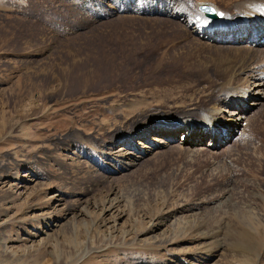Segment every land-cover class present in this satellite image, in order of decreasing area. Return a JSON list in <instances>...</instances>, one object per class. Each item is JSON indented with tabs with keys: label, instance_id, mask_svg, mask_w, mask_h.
Instances as JSON below:
<instances>
[{
	"label": "rangeland",
	"instance_id": "374dc122",
	"mask_svg": "<svg viewBox=\"0 0 264 264\" xmlns=\"http://www.w3.org/2000/svg\"><path fill=\"white\" fill-rule=\"evenodd\" d=\"M203 1L242 0H0V264H264V100L241 93L264 45L231 77ZM229 100L262 105L217 147L117 162Z\"/></svg>",
	"mask_w": 264,
	"mask_h": 264
},
{
	"label": "bare ground",
	"instance_id": "6f19581e",
	"mask_svg": "<svg viewBox=\"0 0 264 264\" xmlns=\"http://www.w3.org/2000/svg\"><path fill=\"white\" fill-rule=\"evenodd\" d=\"M234 6H235V10L233 13L231 12L226 13L224 16H222L220 20L217 19L215 21L208 20L209 18L208 19L203 18L201 22L199 23V25H197L195 28L196 33L203 40L204 43L211 42L214 44L220 43L222 45H224L225 43L226 44L232 43V45L230 44L231 47H237L236 50L238 52H235L232 49H229L230 51H228L227 53L224 50H221L222 48H220L222 54L228 55L227 57H225L226 59H229L231 57L233 58L236 57V59L233 60L234 62L230 64L229 67L227 68L228 69L227 73L231 77H233V75H235L237 72L239 71L242 72L247 69V63H249L248 60L250 59V55L248 54H250V51H252L257 44L264 45V0H247V1L242 0L236 3ZM211 43H208V44L212 45ZM243 43L249 44L245 47V49L248 52L245 55L242 54ZM234 44L236 45L234 46ZM237 44H241V45H237ZM233 53H236V54H233ZM237 53H239L240 56H236ZM260 72H261V69L258 66L254 69H251V70L249 69V71L247 72L248 87L251 86L253 88H249L241 92L242 94L245 95L244 97L245 99L247 97H258L257 98L258 100H264V76H262ZM229 86H232V85H229ZM232 90L234 89H231V92ZM223 91H226V90L223 89ZM245 102L246 101L241 102L242 107H244L245 110H242V108L239 106L238 107L236 106V109L231 110L230 107L234 106L236 104V101L229 100L228 102L229 106L227 108L221 110V107H215L213 112L205 113L204 119L209 124L208 126L209 128L199 129L197 133L198 135L196 137L187 136L190 132L188 130L187 133L186 132L182 133L183 134L182 138H179L176 135L177 134L176 131H178L179 129H181V127H183L181 126L182 124H179L180 126L178 127L162 129L160 130V135L154 136L151 139L152 141L150 142L148 141L149 145H145L140 148L141 155L139 154V156H135L136 158L134 159L135 160L134 162H132L131 160L133 157L130 155L131 152H127L126 150H124L126 151L125 153H122L120 155L121 157L119 156L120 159H117V162H120L122 166L132 167L134 165H137L138 160L141 159L144 155L148 154L151 149H153L154 147L157 148L162 145H165V140H167L170 143L179 141L181 143H185L186 145L191 146L198 142L200 143L204 141L205 136L208 135L209 133L212 134V136L210 138L209 143H207L208 147L209 148L217 147V145H220L224 141L223 138L225 137V135L227 136L228 134L232 133L231 129L233 128L237 129L240 126H245V119L247 117L246 114L249 112L250 107L262 105V101H256L252 104L245 103ZM247 106H250V107L247 108ZM223 113H226V115H222ZM227 119L231 122L228 123V121H225ZM220 121H222L221 125H219ZM213 124H217L218 128H215ZM184 127L186 128V126ZM130 147L133 148L134 146H131L130 144ZM125 158L126 159L128 158L129 161L128 160L125 161ZM115 206L116 205H113L112 203L108 207V209L106 207V210H110L114 208ZM204 224L205 223L200 225V228ZM246 226L242 225L241 227L242 230L245 231L244 227ZM155 227L157 226L154 225L144 230H149L148 232H152L154 231ZM200 232H201L200 234L204 235V238L209 239V240L214 239L216 236H218L214 232L213 233H207L204 231H200ZM246 233L247 231L245 232V234ZM252 233L250 232V234ZM216 241H218V239H216ZM210 250L208 249V251Z\"/></svg>",
	"mask_w": 264,
	"mask_h": 264
},
{
	"label": "water",
	"instance_id": "95a60500",
	"mask_svg": "<svg viewBox=\"0 0 264 264\" xmlns=\"http://www.w3.org/2000/svg\"><path fill=\"white\" fill-rule=\"evenodd\" d=\"M198 7L203 15L211 20H217L221 16L216 6L210 2H200Z\"/></svg>",
	"mask_w": 264,
	"mask_h": 264
},
{
	"label": "snow or ice",
	"instance_id": "6c2138e0",
	"mask_svg": "<svg viewBox=\"0 0 264 264\" xmlns=\"http://www.w3.org/2000/svg\"><path fill=\"white\" fill-rule=\"evenodd\" d=\"M220 15H223V13H221Z\"/></svg>",
	"mask_w": 264,
	"mask_h": 264
}]
</instances>
